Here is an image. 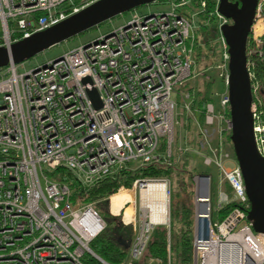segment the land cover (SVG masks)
I'll return each instance as SVG.
<instances>
[{
    "label": "built area",
    "instance_id": "obj_1",
    "mask_svg": "<svg viewBox=\"0 0 264 264\" xmlns=\"http://www.w3.org/2000/svg\"><path fill=\"white\" fill-rule=\"evenodd\" d=\"M98 1L0 0V47L11 48ZM220 2L159 0L156 3L169 4L170 9L150 15L133 10L127 27L58 60L23 72L19 68L24 62L0 68V264H89L88 258L110 264L91 248L108 220L95 202L86 201L87 192L122 170L171 164L180 115L194 122L200 139L199 148L185 145L179 152L197 153L204 165L217 170L216 183L213 175L207 181L202 174L193 180V264H226L224 251L236 264H264V234L255 232L247 219L250 202L242 172L237 162L228 165L233 160L227 142L232 131L230 54L222 27L231 20L219 12ZM198 16H207L208 22L218 19L217 69L224 84V91L216 94L218 109L208 103L202 112L204 124L194 117L199 110L193 108L192 93L182 90L197 78L193 55ZM246 55L256 142L264 157V0H258ZM93 89L102 102L100 108L89 97ZM59 169L71 174L84 195L74 197L67 183L53 178ZM151 182L164 184L168 210L163 213L157 200L151 202L155 220L141 195ZM137 189L140 216L134 201L129 205L134 214L127 223L125 210L112 214L109 200L108 212L122 217L121 225L127 224L133 233L122 264H163L158 258L144 259L159 226L168 230L164 264H172V182L139 178L129 191ZM232 203L236 206L228 216L214 221V211Z\"/></svg>",
    "mask_w": 264,
    "mask_h": 264
},
{
    "label": "water",
    "instance_id": "obj_2",
    "mask_svg": "<svg viewBox=\"0 0 264 264\" xmlns=\"http://www.w3.org/2000/svg\"><path fill=\"white\" fill-rule=\"evenodd\" d=\"M157 1L159 0H100L58 25L13 44L11 48L0 47V68L8 66L10 62L21 63L30 60L116 16ZM257 4L258 0H221L219 12L231 20L230 24L222 27L230 54L228 66L232 120L230 141L250 202L247 219L255 232L264 234V157L260 154L256 142L255 120L251 110L253 93L246 55L248 37ZM150 14L153 13L147 15ZM128 25L126 23L124 27ZM111 33L104 35V38L110 36ZM89 44L90 42L85 45ZM87 81H89L88 78L85 79V82ZM88 94L95 107L100 108L102 102L97 90L93 89ZM201 177L207 181L210 175L202 174ZM118 241L129 249L131 241H126L122 237ZM98 259L102 260L100 257Z\"/></svg>",
    "mask_w": 264,
    "mask_h": 264
},
{
    "label": "trees",
    "instance_id": "obj_3",
    "mask_svg": "<svg viewBox=\"0 0 264 264\" xmlns=\"http://www.w3.org/2000/svg\"><path fill=\"white\" fill-rule=\"evenodd\" d=\"M164 2L165 0H161ZM205 17V16H204ZM207 19V16L205 17ZM207 32H210L208 30ZM198 44V43H197ZM211 55H216V48L211 46L210 42L206 45ZM208 55L206 54L205 57ZM215 80V78H214ZM214 80L210 79L206 81L203 88H200L197 80L189 82L182 90H188L193 96V108L199 110L198 120L200 123L204 124V109L206 105L214 101ZM203 112V113H202ZM190 118L186 119V139L185 145L190 148H199L198 141L199 132L197 127L194 125ZM194 129V131H193ZM196 132V133H195ZM229 143V149L233 153L232 144L230 137L227 138ZM164 143L162 145L161 151H164ZM177 149V146H176ZM194 153V152H193ZM193 153H177L173 151V157L171 164L165 165H150L142 169L122 170L116 178H108L99 183L96 187L87 192L88 198L87 202H95L97 204V209L102 214V211L107 209L108 216V226L103 233H101L92 243L91 248L96 254H98L103 260L110 264H122L128 258V249L121 245L118 241L122 237L126 241L132 239L131 228L122 226L119 223V217H114L108 212L109 200L110 205L116 204L121 199L129 200L130 197L124 195L126 191L132 189L135 180L139 178H152L161 179L168 178L172 182V186L175 185L176 190V201L173 204L175 208L172 218L176 217L179 225L177 231L174 230L173 225H171V259L172 264H193V196H194V183L193 177L199 174H209L214 175L215 171L213 167H208L204 165L202 159H197ZM182 154V155H179ZM233 157L234 153H233ZM53 178H60L63 182L67 183L73 192V196L84 195L85 191L77 183V181L71 176L69 172L59 169L57 172L53 173ZM121 187L128 190L119 191ZM119 191V192H118ZM226 192L231 195L232 189L227 184ZM115 194V195H114ZM123 195L118 197V195ZM174 193H172L173 195ZM173 201V200H172ZM179 201V202H178ZM192 201V203L190 202ZM176 202H178L176 204ZM189 202V204H188ZM236 206L235 203L230 205H225L218 212V219L220 221L224 220L228 214ZM167 245H168V230L166 227L159 226L155 229L152 234L151 241L148 244L144 259L148 258H158L163 261H167ZM87 263L89 264H101L98 260L94 258H88Z\"/></svg>",
    "mask_w": 264,
    "mask_h": 264
},
{
    "label": "rangeland",
    "instance_id": "obj_4",
    "mask_svg": "<svg viewBox=\"0 0 264 264\" xmlns=\"http://www.w3.org/2000/svg\"><path fill=\"white\" fill-rule=\"evenodd\" d=\"M169 9H170L169 4L153 3L150 5L142 6L136 10L140 15H146L148 13L166 12ZM132 16H133L132 11L124 13V14L119 15V16H116L115 18H113V19L93 28V29H90V30L86 31L85 33H82V34H80V35H78L72 39H69V40H67L61 44H58V45L44 51L43 53L37 55L36 57L25 61L23 64V67L19 68V71L23 72L24 70L34 69L40 65H43L45 62H50L56 58L61 57L64 53H66L72 49H75L79 46H82V45H85L89 42H92V41L98 39L99 37H102V36L112 32V31H114L115 29L124 26L126 23H128L132 19ZM197 23H198V28L196 30V37L198 40V42H197L198 45L195 47L194 55H193V59H194L193 73L197 75L196 80L198 82H196V85L198 83L200 88H203L205 86L206 81H209L210 79L214 80V78H215V80H214V93H213L214 101L210 102V103H214V105H216L217 109H218L219 98L216 97V94L222 93L224 91V84L222 82V79H220V76H219L220 71L217 69V65L221 60L220 52H219L220 46L218 43L219 35L216 33V28L218 26V19L215 18V19L208 22V20L205 19L204 16H198ZM208 30H210L211 33L207 32ZM208 42H210L211 46H214V48H216L215 49L216 55H211L209 48L206 46ZM206 54L208 55L207 57H205ZM179 112H181V114H182V108L179 109ZM184 116L180 115L179 125L176 127V135H175L176 143H174L173 151H175L177 153H179L180 148H183L185 146V139H186V133L185 132H187V130H186V117H187V115H186V117H184ZM194 117L196 119H198L199 114L196 113L194 115ZM194 125L195 124L193 122L192 127H194ZM196 127H194V128H196ZM193 131H194V129H193ZM197 131L199 132L198 128H197L196 132ZM199 139H200V135H199V137L196 138V140L199 141ZM176 146H177V149H176ZM195 149H197V148H195ZM206 153H207V151H205V154ZM193 154L195 155V157L197 159L203 160L201 155H199L197 153H193ZM179 155H182V154H179ZM232 161H236V159L233 157ZM231 162L228 163L229 166L232 165ZM214 171H215V174L213 176H214V182L216 183L217 170L214 169ZM194 177H193V180H194ZM175 188H176V186L173 185L172 186V193H174V194L172 195V200H173L172 203L173 202L175 203L176 198H177V195H176L177 189H175ZM194 189H195V185H194ZM131 192L134 194L133 198H134V201L136 202L135 205H136L137 218H139V216H140V192H139V189H137V191H131ZM217 193H218L217 189L214 185L213 205L215 208H216V204H217V201H216ZM178 202H176V204ZM190 202L192 203V201H190ZM188 204H189V202H188ZM193 205H194V196H193L192 206ZM174 210H175V208L173 206V210H172L173 216H175ZM107 214L108 213H107V209H106V210L102 211L101 215L103 218L108 219ZM121 218L122 217L119 218L120 224H122ZM217 219H218V212H217V210H215L214 211V221H217ZM172 225H173V228L175 231H177V229L180 228L178 225V222L176 220V217L172 218ZM132 236H133V233H132ZM165 262L166 261L162 260L163 264Z\"/></svg>",
    "mask_w": 264,
    "mask_h": 264
},
{
    "label": "bare ground",
    "instance_id": "obj_5",
    "mask_svg": "<svg viewBox=\"0 0 264 264\" xmlns=\"http://www.w3.org/2000/svg\"><path fill=\"white\" fill-rule=\"evenodd\" d=\"M165 186L163 183L160 182H151L148 183L145 188H143L142 190V203L145 209H149V207L151 208V212L153 215V219H158L157 213H156V209H155V205H153L154 200H157L159 205H158V210L162 211L163 213H168V210L165 207V203H166V196H165ZM205 191V190H203ZM124 195L129 196L130 199H121L118 202H116V204L111 205V212L114 215H122L121 210L124 211L125 210V216H124V222L127 223L130 221V218L133 216L134 214V209L133 206H129L131 203L134 202V198H133V193L130 192L129 190L126 191L124 193ZM123 195H118V197H122ZM150 202V203H149ZM149 203V204H148ZM156 204V202H154ZM225 255V261L226 264H236L237 262H233V260L231 259L232 257L228 254H231L229 251H224Z\"/></svg>",
    "mask_w": 264,
    "mask_h": 264
},
{
    "label": "crops",
    "instance_id": "obj_6",
    "mask_svg": "<svg viewBox=\"0 0 264 264\" xmlns=\"http://www.w3.org/2000/svg\"><path fill=\"white\" fill-rule=\"evenodd\" d=\"M231 163H232L231 166H235L236 165V161H232Z\"/></svg>",
    "mask_w": 264,
    "mask_h": 264
}]
</instances>
